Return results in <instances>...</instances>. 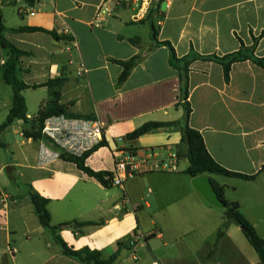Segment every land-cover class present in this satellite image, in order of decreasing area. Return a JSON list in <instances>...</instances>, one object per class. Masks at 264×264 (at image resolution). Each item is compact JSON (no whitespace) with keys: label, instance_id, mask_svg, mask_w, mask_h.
Listing matches in <instances>:
<instances>
[{"label":"crops","instance_id":"1","mask_svg":"<svg viewBox=\"0 0 264 264\" xmlns=\"http://www.w3.org/2000/svg\"><path fill=\"white\" fill-rule=\"evenodd\" d=\"M104 2L38 0L31 6L25 0H0V7L2 11L4 3L18 5L15 27L6 24L3 12L2 18L6 38L30 54L20 58L19 78L32 86L66 76L60 103L70 118L99 120L104 126L106 145L94 151L86 165L113 173L120 152L155 150L164 157L186 149L175 126L127 139L147 122H178L185 115L170 50L157 42H170L180 58L222 57L261 37L256 55L264 58V0H167L152 20L149 15L134 17L128 6L110 0L105 21L96 26ZM21 27L55 31L61 39L11 31ZM136 56L138 64L119 85L123 67L115 61ZM4 57L3 50L0 109L9 114L13 94L2 79ZM22 94L31 119L50 101L47 88ZM38 95L42 99L32 115L30 102ZM188 102L190 126L202 134L214 160L229 171L256 176L246 181L209 175L224 188L227 201L240 204L241 214L264 238V69L251 61L236 63L227 83L221 65L195 61ZM22 127L19 121L5 131L10 139L12 134L21 139L14 140L18 156L14 152L4 159L0 154V264H81L63 255L54 235L40 224L29 186L49 200L53 226L94 224L78 233L73 227L62 229L59 235L69 247L98 250L105 258L118 253L114 264H262L240 227L195 190L194 178L185 173V157L179 158L176 172L142 173L122 188H107L73 163L54 159L41 165V142L24 138ZM5 144L8 153L12 146ZM221 229L225 233L217 242Z\"/></svg>","mask_w":264,"mask_h":264},{"label":"trees","instance_id":"2","mask_svg":"<svg viewBox=\"0 0 264 264\" xmlns=\"http://www.w3.org/2000/svg\"><path fill=\"white\" fill-rule=\"evenodd\" d=\"M27 4L33 6L38 0H25ZM154 13L149 14V19L152 20ZM152 38L154 41L157 40V31L155 25L152 24ZM7 28L3 22L2 11L0 7V46L4 50V64L1 66L2 69V79L6 85H8L12 90V107L6 120L0 125V148H6L7 145L1 141V135L14 123L22 121V135L26 139H32L34 141H40L44 139L42 130L44 128L47 119L53 116L65 115L67 117H72L67 111L66 107L60 103L62 88L65 85L67 78L66 76H61L60 78L51 79L48 82L41 85H27L19 78V65L20 58L23 56L30 55L13 43H11L5 36ZM13 33H35L42 32L51 35L54 39L60 40L61 37L57 35L55 31L45 30L43 28L37 27H21L19 29H12ZM261 37L253 38V45L246 47L243 43L238 52L229 54L226 56H202L199 54H193L191 56L178 57L175 49L170 42H157L159 45H165L170 50V66L178 72L179 80L181 83V93L183 108L185 115L182 121L178 122H147L132 133L127 135V139L136 140L139 137L153 131L156 129L164 127H179L181 129V144L185 146V151H178L179 158L185 157L189 161V167L185 171L187 175L192 178H197L204 175H216L227 178L241 179L246 181H254L256 179L255 175H245L241 173H236L227 170L221 166L214 158L210 155L207 150L205 141L202 134L190 126V116L192 113V108L188 102L189 98V73L191 65L198 60L215 62L222 66L224 72V78L227 83L230 82V74L234 64L251 61L258 67L264 69V58L258 57L256 55L257 45ZM140 57L136 56L128 61H115L117 64L123 67V72L118 78V84L122 85L127 78L130 76L132 70L136 67L139 62ZM47 88L50 101L45 107H42L37 116L34 118L28 117V108L25 97L23 96V91L27 89H38ZM106 145L105 141L96 146L89 152H86L82 156H75L65 152L60 153V159L65 162L73 163L77 166L79 170L84 172L91 178H94L99 183L107 188L113 187L111 182L106 178H111L112 173L109 172H96L86 165L87 158L97 149ZM264 169V166H263ZM213 183V182H212ZM215 191L218 193L220 199L226 204L227 209L232 210L240 219L241 224L245 226V234L249 244L253 247L257 253L260 261L264 264V238H262L256 228L241 214L240 204L229 202L225 199L224 188H220L213 183ZM28 194L33 204L35 214L37 215L40 224L47 230H49L53 235L55 242L60 246L63 255L73 258L79 261L81 264H114L118 257V253L105 258L101 251L90 250L89 248H83L80 250H75L69 247L59 235L60 231L64 228L73 227L74 231L78 233L79 229L94 225L91 222H68L63 223L58 226H53L51 224V214L48 210L49 200L41 196L37 191L33 189L32 186L28 187ZM233 222V221H232ZM225 231L223 229L218 231L217 242L224 236ZM119 246H122L119 244Z\"/></svg>","mask_w":264,"mask_h":264},{"label":"built area","instance_id":"3","mask_svg":"<svg viewBox=\"0 0 264 264\" xmlns=\"http://www.w3.org/2000/svg\"><path fill=\"white\" fill-rule=\"evenodd\" d=\"M105 0L100 8L94 24L101 26L105 21L107 4ZM118 5L128 6L134 17L146 16L158 10L160 4L167 0H114ZM44 136L41 142L39 162L41 165L60 159V153L65 152L75 156H82L101 144L104 137V126L99 120L85 118H70L65 115L53 116L46 120L42 130ZM115 170L111 178H106L113 187H123L127 180L138 174L149 172L170 173L179 168L178 153L172 152L162 156L155 150H146L142 153L134 150L120 152L115 162ZM134 240L130 241V245ZM153 264H159L154 262Z\"/></svg>","mask_w":264,"mask_h":264},{"label":"rangeland","instance_id":"4","mask_svg":"<svg viewBox=\"0 0 264 264\" xmlns=\"http://www.w3.org/2000/svg\"><path fill=\"white\" fill-rule=\"evenodd\" d=\"M2 12L4 15V19L6 21V24L10 27H15L18 23V5H14L11 3L10 4L4 3L2 6ZM8 88H9V90H11L10 87H8ZM11 93H12V91H11ZM45 97L48 98V95H45ZM41 99H42L41 95H38L37 98L34 96V100H32L30 102L31 103L30 104L31 105L30 106V112L32 113V115L37 114L38 103H40L39 101ZM7 115H8V112H6L3 108L0 109V125L6 120ZM6 132L2 135L1 139L3 142H5L7 144L9 143L12 147L8 151V153H6L5 148L0 149V154L3 156L4 159H6L7 156L13 157L14 152L18 156V149H17L16 142L14 140L16 139L18 141H21V139H18V137L15 136L14 134H12L13 136H11V139H10L9 136H6V134H7Z\"/></svg>","mask_w":264,"mask_h":264},{"label":"water","instance_id":"5","mask_svg":"<svg viewBox=\"0 0 264 264\" xmlns=\"http://www.w3.org/2000/svg\"><path fill=\"white\" fill-rule=\"evenodd\" d=\"M3 63V49L0 46V64ZM192 185L201 197L212 207L224 210V215L227 220L233 221L242 231H245V226L241 224L239 217L230 209H227L226 204L220 199L215 191L209 175L200 176L192 180Z\"/></svg>","mask_w":264,"mask_h":264}]
</instances>
